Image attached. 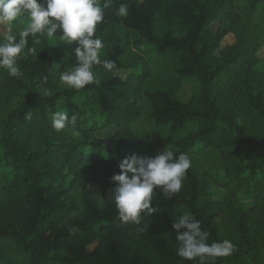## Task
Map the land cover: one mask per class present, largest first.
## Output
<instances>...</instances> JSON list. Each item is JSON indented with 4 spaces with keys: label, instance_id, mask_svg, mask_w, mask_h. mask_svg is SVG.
<instances>
[{
    "label": "trees",
    "instance_id": "16d2710c",
    "mask_svg": "<svg viewBox=\"0 0 264 264\" xmlns=\"http://www.w3.org/2000/svg\"><path fill=\"white\" fill-rule=\"evenodd\" d=\"M121 3L126 17L117 15ZM261 9L264 0H111L96 37L101 60L124 74L80 90L59 80L75 66V43L57 34L33 45L30 36L37 57L22 53L15 77L0 68V264H198L176 254L172 225L183 211L210 243L234 244L207 264H264ZM28 22L14 24L18 39ZM187 78L197 88L181 102L175 95ZM56 111L75 124L57 132ZM107 132L112 138L99 136ZM167 146L190 157L185 186L173 199L157 192L159 211L139 223L123 222L110 191L120 161ZM196 157L207 171L195 168ZM90 184L102 189L103 206Z\"/></svg>",
    "mask_w": 264,
    "mask_h": 264
},
{
    "label": "clouds",
    "instance_id": "9594fccd",
    "mask_svg": "<svg viewBox=\"0 0 264 264\" xmlns=\"http://www.w3.org/2000/svg\"><path fill=\"white\" fill-rule=\"evenodd\" d=\"M111 0H0V29L3 31V43H0V68L12 76L20 75L16 67L17 59L24 55L34 54L37 50L28 47V38L32 44L40 43L44 37L53 38L57 34L69 44L75 43L73 53L75 66L64 71L60 83L70 89L80 90L87 85H99L93 68L100 65L111 72L116 67L115 61L101 60L100 52L104 47L102 40L96 37L97 26L104 22V9L110 7ZM117 15L126 17L128 5L121 3ZM29 21L19 32V39L13 31L17 22ZM27 48V52H24ZM50 92L45 90L44 96ZM31 119V114L26 115ZM52 127L60 132L67 124L76 122V116L69 118L67 111H56L52 114ZM191 166L187 153H177L169 146L155 156H144L138 153L123 158L119 163L121 172L114 174L115 182L112 199L123 222L139 223L143 214L159 211L153 208L152 202L157 192L167 199H173L183 187V180ZM176 231V254L186 261H197L207 264L209 260L229 256L234 244L228 239L209 242L210 233L202 229L201 222L187 211L175 218L172 225Z\"/></svg>",
    "mask_w": 264,
    "mask_h": 264
},
{
    "label": "rangeland",
    "instance_id": "374dc122",
    "mask_svg": "<svg viewBox=\"0 0 264 264\" xmlns=\"http://www.w3.org/2000/svg\"><path fill=\"white\" fill-rule=\"evenodd\" d=\"M257 24L262 28L264 23V9H261L259 11V14L256 18ZM0 36H3V31L0 29ZM234 38L232 36L228 37L226 41L228 43L233 42ZM56 42L59 46H62L64 43L60 38H56ZM135 51V49H134ZM155 78H160L161 68L156 67L155 69ZM124 72L122 71H96L94 72L95 77L100 80H108L114 76L120 75L122 76ZM197 88V82L192 78H187L184 80V83L180 89L177 90L175 97L181 101V102H187L191 98L192 94L195 92ZM101 138H112V132H107L104 134H99ZM194 166L199 171H207L209 169L208 164L202 157H196L194 158ZM185 186V179L183 180V187ZM89 190L92 193L93 197L96 198L101 206H103V200H102V189L97 186L96 184H90ZM224 195V192L222 190H219L217 188H214V199L219 200Z\"/></svg>",
    "mask_w": 264,
    "mask_h": 264
}]
</instances>
